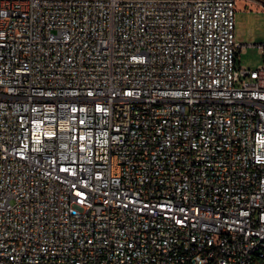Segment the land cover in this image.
<instances>
[{"label": "built area", "instance_id": "built-area-1", "mask_svg": "<svg viewBox=\"0 0 264 264\" xmlns=\"http://www.w3.org/2000/svg\"><path fill=\"white\" fill-rule=\"evenodd\" d=\"M236 15L0 0V264H264V63Z\"/></svg>", "mask_w": 264, "mask_h": 264}, {"label": "rangeland", "instance_id": "rangeland-1", "mask_svg": "<svg viewBox=\"0 0 264 264\" xmlns=\"http://www.w3.org/2000/svg\"><path fill=\"white\" fill-rule=\"evenodd\" d=\"M236 39L239 43L251 45L240 55L241 64L257 69L264 63L259 45L264 44V8L251 0H237Z\"/></svg>", "mask_w": 264, "mask_h": 264}, {"label": "crops", "instance_id": "crops-1", "mask_svg": "<svg viewBox=\"0 0 264 264\" xmlns=\"http://www.w3.org/2000/svg\"><path fill=\"white\" fill-rule=\"evenodd\" d=\"M246 1V0H245ZM252 2H256V3H258V4H260L259 2H257V1H252ZM260 5H262V4H260ZM263 7V6H262Z\"/></svg>", "mask_w": 264, "mask_h": 264}]
</instances>
